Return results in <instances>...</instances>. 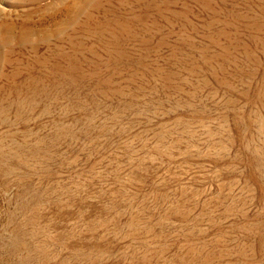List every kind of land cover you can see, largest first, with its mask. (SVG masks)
Returning a JSON list of instances; mask_svg holds the SVG:
<instances>
[{"label": "rangeland", "instance_id": "rangeland-1", "mask_svg": "<svg viewBox=\"0 0 264 264\" xmlns=\"http://www.w3.org/2000/svg\"><path fill=\"white\" fill-rule=\"evenodd\" d=\"M0 264H264V0H0Z\"/></svg>", "mask_w": 264, "mask_h": 264}]
</instances>
